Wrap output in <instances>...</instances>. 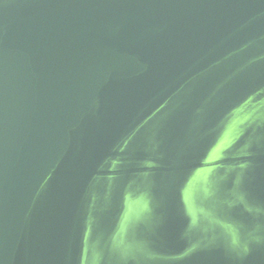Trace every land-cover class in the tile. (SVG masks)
Returning a JSON list of instances; mask_svg holds the SVG:
<instances>
[{
  "label": "water",
  "instance_id": "1",
  "mask_svg": "<svg viewBox=\"0 0 264 264\" xmlns=\"http://www.w3.org/2000/svg\"><path fill=\"white\" fill-rule=\"evenodd\" d=\"M0 264H264V0H0Z\"/></svg>",
  "mask_w": 264,
  "mask_h": 264
}]
</instances>
